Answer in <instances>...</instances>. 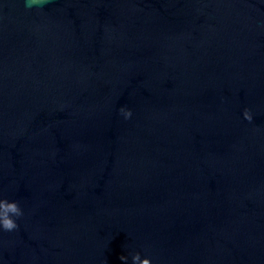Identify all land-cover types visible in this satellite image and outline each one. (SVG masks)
<instances>
[{
	"label": "water",
	"instance_id": "1",
	"mask_svg": "<svg viewBox=\"0 0 264 264\" xmlns=\"http://www.w3.org/2000/svg\"><path fill=\"white\" fill-rule=\"evenodd\" d=\"M0 199V264H264V0H0Z\"/></svg>",
	"mask_w": 264,
	"mask_h": 264
},
{
	"label": "clouds",
	"instance_id": "2",
	"mask_svg": "<svg viewBox=\"0 0 264 264\" xmlns=\"http://www.w3.org/2000/svg\"><path fill=\"white\" fill-rule=\"evenodd\" d=\"M31 6V5H26ZM121 112L125 115L126 118H131L132 112L131 110H126L124 108L121 109ZM244 117L249 122H252L253 115L249 110L244 111ZM23 215L22 209L20 208L18 202H9L7 199H0V228H2L4 231H13L18 228V224L16 222V219L13 217H20ZM120 260L126 262L127 257L121 255ZM133 264H152L151 259L144 258L141 259V256L139 253H136L133 256Z\"/></svg>",
	"mask_w": 264,
	"mask_h": 264
}]
</instances>
